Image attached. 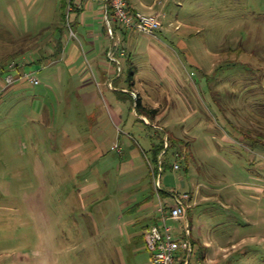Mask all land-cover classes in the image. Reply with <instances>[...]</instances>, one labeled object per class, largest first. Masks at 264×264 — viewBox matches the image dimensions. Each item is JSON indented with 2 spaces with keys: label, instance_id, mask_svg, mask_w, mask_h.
Here are the masks:
<instances>
[{
  "label": "rangeland",
  "instance_id": "rangeland-1",
  "mask_svg": "<svg viewBox=\"0 0 264 264\" xmlns=\"http://www.w3.org/2000/svg\"><path fill=\"white\" fill-rule=\"evenodd\" d=\"M58 1L0 0V59L31 63L24 72L41 83L20 81L0 99V264H153L143 235L159 205L155 124L177 140L160 194L165 204L190 195V263L264 264V192L245 189L264 191V146L224 139L264 116V0H162L174 25L150 37L165 70L128 48L114 80L88 62L101 46L91 52L76 36L56 54L45 31L60 22ZM29 35L42 41L11 56ZM74 48L84 64L73 75L63 55ZM131 90L156 118L137 113ZM200 185L217 195L204 199ZM169 224L181 234L187 222Z\"/></svg>",
  "mask_w": 264,
  "mask_h": 264
},
{
  "label": "crops",
  "instance_id": "crops-1",
  "mask_svg": "<svg viewBox=\"0 0 264 264\" xmlns=\"http://www.w3.org/2000/svg\"><path fill=\"white\" fill-rule=\"evenodd\" d=\"M37 0H29L28 5L32 6L35 4ZM62 2L63 0H59L57 6L60 7L61 9V18L60 22L57 25H54L53 27H48L45 32L46 33V38H51L55 40V32L57 31V28H59L62 24ZM179 6H181V2L179 1ZM25 5V4H23ZM130 8L135 12H140L144 14H160L162 16V21H163V27L161 31L156 35L155 39H158L159 34L164 33L167 30V25L169 27L174 25V22H167L169 19V16L174 15L172 13V7L169 6L168 1H162V0H130L129 2ZM104 2L103 0H82L80 3H77L73 9L72 15H71V21H72V26L73 30L76 32L77 40L79 39L86 45V47L90 48L91 52L94 50L95 47L101 46L99 50H102L104 57L102 56L101 59L98 61V56H90L89 58V63L91 64V67L94 65L98 66L97 69H99V73L103 77V75L107 76V78L115 79L118 78V71L120 68V62L119 59L117 58L116 54L119 51V49H124L122 54L127 55L128 54V48L133 49V53L136 52L138 54H147V59L153 68V56L156 62V65L161 66L160 69L161 71L165 70L168 60L164 58L162 55L158 53V51L154 48L153 46V37L141 34L137 35V32L134 31H126V30H121L118 28H115L116 25H113L115 28V34L114 37H109L107 34L108 31V25L106 22V17H105V12H104ZM18 7V6H16ZM21 8V7H20ZM22 11L24 13L25 6H23ZM9 12L13 16L16 15L15 9L13 6L9 7ZM43 13V12H42ZM26 14V13H24ZM179 19V18H178ZM68 29V28H67ZM65 33L62 39V43L65 40H73L71 39L70 36V31L69 29L65 31ZM166 33V32H165ZM40 36V35H39ZM55 36V37H54ZM39 41H42L41 37H38ZM45 37H43L44 40ZM113 43L112 45L109 44ZM42 45V42L41 44ZM55 46V43L53 44ZM76 53L72 55H63L65 56V62L66 64L70 67L71 73L78 74L80 71L83 69V64L81 62L82 60V53L80 54L79 51H77L76 48ZM164 63V64H163ZM119 65V66H117ZM77 66V67H76ZM119 67V68H118ZM162 71V72H163ZM136 94H138L136 92ZM139 95V94H138ZM118 114H119V107H118ZM119 116L122 118V116L119 114ZM144 118V116H142ZM248 126V124H247ZM253 126V123L250 122L249 127ZM232 137L234 138H224L233 142H240L244 147L251 151L254 152V148L257 149L258 146H264V142L259 140L257 138L256 140L249 141L247 140L244 136H242L239 132H236L233 130V135ZM255 138V136H253ZM255 141V142H254ZM250 143H257L255 147H252ZM258 150V149H257ZM256 156V154H255ZM255 159H252V164H255ZM175 170V169H174ZM185 185V184H184ZM241 188H244L240 186ZM200 190L199 193L204 195V199L210 200L212 197L216 196L218 191L213 188V186L207 185V186H202L200 185ZM245 189L253 190V191H260L263 193V189L259 188L258 186H246ZM208 194V195H207ZM233 196L236 197V193L234 191H228L226 193L225 198L227 200H232ZM192 200V198H191ZM165 204V203H164ZM174 204V201L172 204H166L167 206H171ZM190 205V202H189ZM157 208L158 205L155 206L154 211H153V223L155 222L156 219V214H157ZM191 209V206L189 210ZM264 209L262 208V211ZM189 215V214H188ZM187 215L186 222L189 224V216ZM190 226V225H189ZM176 228V227H175ZM177 229V228H176ZM204 247L207 249H210V244L205 243ZM211 251H207L205 258H208V255Z\"/></svg>",
  "mask_w": 264,
  "mask_h": 264
},
{
  "label": "built area",
  "instance_id": "built-area-1",
  "mask_svg": "<svg viewBox=\"0 0 264 264\" xmlns=\"http://www.w3.org/2000/svg\"><path fill=\"white\" fill-rule=\"evenodd\" d=\"M81 1L68 0L66 21L72 38L76 37V33L73 30L71 15L75 5ZM103 2L106 22L111 37H114L115 34L113 22L128 31L155 37L163 27L162 16L160 14L134 12L130 9V0H103ZM24 67V64L19 65L13 62L5 73H0V99L7 90L20 81L29 82L34 86L41 84L33 73L24 72ZM134 96L136 97L135 94ZM165 140L167 141V137ZM180 168L179 164H175V170H180ZM154 187L159 197L157 208L159 224L153 225L145 236V244L151 253L152 263L190 264L193 246L189 224L182 226L181 234L176 233V228L169 224V221L180 222L186 220L190 208V195L186 193L182 196L172 192L174 204L167 206L163 203L159 194L161 190V174L154 175Z\"/></svg>",
  "mask_w": 264,
  "mask_h": 264
},
{
  "label": "trees",
  "instance_id": "trees-1",
  "mask_svg": "<svg viewBox=\"0 0 264 264\" xmlns=\"http://www.w3.org/2000/svg\"><path fill=\"white\" fill-rule=\"evenodd\" d=\"M67 7H68V0H63V2H62V24H61V26L59 28H57V31L55 32V36L56 37L54 36L55 40H57V42L54 41L53 38H51L53 34L50 35L51 37L49 38L51 40V43H53V44L55 43L54 49L56 50V54H60L63 51L62 50L63 49L62 39H63V36L65 34V31L68 30L67 29V21H66ZM118 27L121 30H126V29H124L123 27H121L119 25H116L115 28H118ZM115 28H114V31H115ZM126 31H128V30H126ZM107 34L109 35V29L107 31ZM109 37H111V36L109 35ZM12 40H13V44H15L17 42V38L15 36H13ZM37 41H38V37L37 36H31V35L26 36V38L21 39L20 41H18L16 43V45H14V48L16 47L17 50L15 49V52L11 53V56H13L14 58L17 57L18 60H21L23 58V56H25L26 50L35 49L38 46V45L35 46V47L31 46V45L35 44ZM123 50L124 49H119V51L117 52L116 56H117L118 59H122V58L128 56V54L127 55H123L122 54ZM17 59H14V60H17ZM46 59H47V56L44 55L42 60H46ZM34 62H36V61H33L32 64H34ZM10 64L11 63H9V61L7 62V60H5L4 58L0 59V73H5L7 68L10 66ZM30 64L31 63H29V64L27 63V64H24V65L26 66V65H30ZM132 69L134 70L133 67H132ZM131 91H132L133 95L134 94L136 95V105H135V107H136L137 113L140 116L150 117V118H153V119L156 118L157 115L159 114V109L145 107L143 105V103H142L141 96L136 94V91H133V90H131ZM262 121L264 122V116L261 117L260 121L257 122L254 126L250 127L248 130H246L245 128H240V129H238L237 132H239L242 136H244L249 141H252V142H253V140L257 141V138L260 137V139H258V141L261 140V141L264 142V130H262L263 126H261ZM154 127H155V129L157 131V134L162 132L163 135H162V140L160 141V143L155 145L153 147V149L151 150L152 154H153V161H154L153 162L154 163V168H151L152 181H154V175L155 174L159 175V168L160 167H162V168L165 167V166L168 167V164H166V162L163 160V158H164V156H166L168 154V150L170 148L175 147L176 141H177L175 139V137H172L166 131L165 128H160V126L157 125V124H155ZM253 136H255V138H253ZM166 137H167V141L165 140ZM167 144H168V146H167ZM256 144L257 143H250V145L252 147H255ZM175 157L178 159L180 157V154L179 153H175ZM174 167H175V164L173 165V169H174ZM153 188H155L154 187V182H153ZM154 191H155V189H154ZM159 192L162 193V190H160ZM166 195H169V194H166ZM160 197H161V194H160ZM167 211H169V210H167ZM156 215L157 216H156L155 222L153 223V221H152V224L146 228L145 233L143 235L144 239H145V236H146L147 232L149 231V229L153 225L159 224V215L158 214H156ZM191 242H192V246H193V253H192V255H193L195 250H196V246H195L196 242H194L193 239H191ZM203 249L204 248H198L199 253H201V255L203 257L202 260L206 259L205 258L206 255L203 256V253H204Z\"/></svg>",
  "mask_w": 264,
  "mask_h": 264
},
{
  "label": "water",
  "instance_id": "water-1",
  "mask_svg": "<svg viewBox=\"0 0 264 264\" xmlns=\"http://www.w3.org/2000/svg\"><path fill=\"white\" fill-rule=\"evenodd\" d=\"M182 185L184 186V183H182Z\"/></svg>",
  "mask_w": 264,
  "mask_h": 264
}]
</instances>
